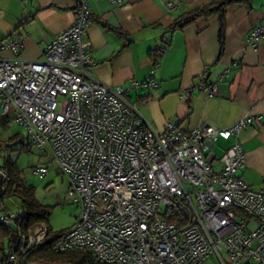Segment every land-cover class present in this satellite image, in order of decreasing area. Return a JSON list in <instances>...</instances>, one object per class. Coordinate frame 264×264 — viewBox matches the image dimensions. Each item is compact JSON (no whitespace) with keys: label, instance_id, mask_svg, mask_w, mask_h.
I'll use <instances>...</instances> for the list:
<instances>
[{"label":"built area","instance_id":"1","mask_svg":"<svg viewBox=\"0 0 264 264\" xmlns=\"http://www.w3.org/2000/svg\"><path fill=\"white\" fill-rule=\"evenodd\" d=\"M91 20L90 0H77L73 24L43 57L21 56L20 34L7 43L13 56L0 57L1 115L26 130L29 148L51 155L79 207L52 248L83 251L87 264H205L213 254L222 264H264V188L238 175L246 161L238 136L253 117L226 128L168 121L154 129L128 92L158 82L112 87L94 77L97 62L85 40ZM262 41L264 20L248 35L254 48ZM207 73L184 96L196 90L216 96L218 82ZM231 138L223 154L215 152L219 140ZM10 154L3 141L0 155ZM35 172L46 176L49 167ZM0 177L9 179L7 169L0 167ZM16 214L0 199L1 222L15 227ZM46 234L41 222L20 232L11 259L19 262L16 247L24 254Z\"/></svg>","mask_w":264,"mask_h":264},{"label":"crops","instance_id":"2","mask_svg":"<svg viewBox=\"0 0 264 264\" xmlns=\"http://www.w3.org/2000/svg\"><path fill=\"white\" fill-rule=\"evenodd\" d=\"M169 1L177 6H168ZM212 1L90 0L92 20L85 40L97 62L90 71L112 87L157 81V87L140 86L128 92L156 130L168 121L187 129L205 123L226 128L252 116L238 136L246 154L238 175L251 187L264 188V41L256 48L248 42L250 31L264 20V0L227 8L222 54L218 13L172 28L180 15ZM76 9L77 0H0V57L13 56L7 43L17 34L24 40L21 56L43 57L50 42L73 24ZM167 41L154 66L151 52ZM206 70L208 79L218 82L217 95L196 90L184 96L183 91L197 84ZM234 140L222 139L215 152L223 154Z\"/></svg>","mask_w":264,"mask_h":264},{"label":"trees","instance_id":"3","mask_svg":"<svg viewBox=\"0 0 264 264\" xmlns=\"http://www.w3.org/2000/svg\"><path fill=\"white\" fill-rule=\"evenodd\" d=\"M250 0H213L210 3L197 6L180 15L172 28H182L188 23L193 22L201 16H209L213 13L219 14L220 28V54L224 51L225 43V13L230 5ZM159 46L151 52L154 66L159 62L160 57L164 54L167 46ZM9 117L1 115L0 108V126H7ZM7 141L11 151H18L21 154L24 151H30L28 140L22 133H14L7 137H2L0 130V145ZM0 167L7 169L9 174L8 180L0 177V199L17 198L20 203L16 210V226L11 227L0 221V264H27L29 262L55 263L70 262L72 264H87V255L83 251H56L52 248L54 240L65 229L54 231L48 224L49 216L52 212V206L39 201L36 197V187L29 184L24 179V170L20 168L18 158L14 159L12 154L5 157ZM45 223L47 234L40 242L31 247L26 253L16 252L19 254V262L11 259L10 250L16 245L20 232H27L28 228L35 223Z\"/></svg>","mask_w":264,"mask_h":264},{"label":"rangeland","instance_id":"4","mask_svg":"<svg viewBox=\"0 0 264 264\" xmlns=\"http://www.w3.org/2000/svg\"><path fill=\"white\" fill-rule=\"evenodd\" d=\"M2 137H7L14 133L26 135V130L19 125L0 126ZM222 139L219 140L218 146L221 145ZM218 150L219 148L216 147ZM14 159L18 158L21 169L24 170V179L27 183L36 187V197L39 201L52 206V212L48 219V224L54 231L66 229L73 225L76 216L79 213V207L73 205L67 197L68 180L62 172L57 169L55 163L51 160V155L31 146L30 151H24L18 154V151H11ZM4 157L0 155V163ZM40 166H48L49 173L41 176L35 172ZM7 206L16 210L20 201L17 198L5 200ZM40 264L41 262H29L27 264ZM47 264H72L70 262H55ZM205 264H222L217 255L213 254Z\"/></svg>","mask_w":264,"mask_h":264}]
</instances>
